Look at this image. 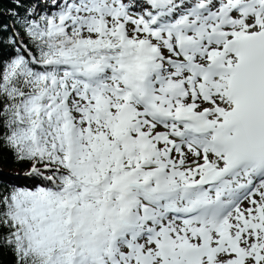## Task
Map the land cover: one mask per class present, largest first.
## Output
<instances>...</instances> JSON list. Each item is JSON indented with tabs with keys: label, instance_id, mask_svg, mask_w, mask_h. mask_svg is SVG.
<instances>
[{
	"label": "snow or ice",
	"instance_id": "6c2138e0",
	"mask_svg": "<svg viewBox=\"0 0 264 264\" xmlns=\"http://www.w3.org/2000/svg\"><path fill=\"white\" fill-rule=\"evenodd\" d=\"M0 264H264V0H0Z\"/></svg>",
	"mask_w": 264,
	"mask_h": 264
},
{
	"label": "trees",
	"instance_id": "16d2710c",
	"mask_svg": "<svg viewBox=\"0 0 264 264\" xmlns=\"http://www.w3.org/2000/svg\"><path fill=\"white\" fill-rule=\"evenodd\" d=\"M26 171V166L19 162H10L6 161L2 165H0V173H8L9 178L17 174H23Z\"/></svg>",
	"mask_w": 264,
	"mask_h": 264
}]
</instances>
